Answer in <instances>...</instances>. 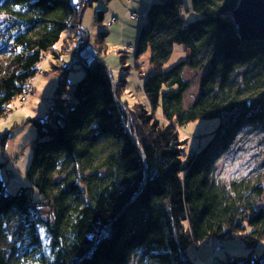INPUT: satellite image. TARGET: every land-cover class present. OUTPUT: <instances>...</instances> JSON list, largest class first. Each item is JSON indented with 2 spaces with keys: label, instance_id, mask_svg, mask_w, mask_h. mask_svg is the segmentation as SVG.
I'll return each instance as SVG.
<instances>
[{
  "label": "trees",
  "instance_id": "obj_1",
  "mask_svg": "<svg viewBox=\"0 0 264 264\" xmlns=\"http://www.w3.org/2000/svg\"><path fill=\"white\" fill-rule=\"evenodd\" d=\"M93 1L0 0V117L47 54L76 59L53 68L46 114L15 125L31 124L36 139L27 184L12 194L0 178V264H194L191 245L219 253L210 264H264L262 179L225 183L213 171L241 127L264 128V41L238 37V0H190L191 21L182 0L151 2L135 44L136 56L149 54L143 103L122 100L126 79L110 76L106 32L94 63L78 56L88 38L79 13ZM174 44L186 56L167 68ZM74 62L83 74L69 82ZM185 69L201 75L188 105ZM208 118L218 125L187 148L182 128ZM234 238L243 254L226 246Z\"/></svg>",
  "mask_w": 264,
  "mask_h": 264
},
{
  "label": "rangeland",
  "instance_id": "obj_2",
  "mask_svg": "<svg viewBox=\"0 0 264 264\" xmlns=\"http://www.w3.org/2000/svg\"><path fill=\"white\" fill-rule=\"evenodd\" d=\"M132 1L95 0L87 8L85 5L81 28L88 33L90 41L87 38V42L85 41L81 44L79 49H82L84 44L88 43L98 52L95 41H97L101 31L106 32L105 61L110 70L111 77L114 82H117L121 75L126 79L127 94L125 92V94H122V100L126 101L123 97L127 95L128 101L131 99L142 101L144 94L139 80L142 82L143 78L141 75H144L149 70V61H147L149 57L145 56L148 52L136 56V53L132 54L127 50L129 44H131L130 47L132 49L134 48L135 45L132 44H135L140 26L144 23L142 17L134 11L137 10L133 7L136 2H134L132 7L128 8L129 2ZM182 2L184 19L187 21L194 20L197 15L191 9L190 0H182ZM132 8V12L136 13L139 17L136 16L134 19L129 18ZM97 9L105 12L101 21L94 20V11ZM108 15L110 17L116 16L117 21L108 24L110 22L109 19L106 23L105 18ZM112 24L113 26L110 27ZM121 56H125L124 59ZM185 56L184 47L180 44H174L166 67L168 68L177 64ZM129 57L130 61L128 60ZM122 60L125 61V64H122ZM123 66L128 68L123 69ZM42 73L41 69L37 72V74ZM82 74L83 68L81 63L74 62L68 75L69 82H75L81 78ZM200 76L189 69L184 70V77L189 82V89L185 94V105H188L198 96ZM32 95L33 89L27 96V99L31 98ZM35 99V106H39L38 109H41L44 105V110L47 111V102L49 100L37 96ZM26 100L19 102L18 98L13 103L9 114L0 117V162L4 163L0 168V178L6 183L8 192L12 194L17 191L19 186L27 184L24 173L32 158V141L36 139V132L34 127L29 123L12 127V120L8 124L5 121L10 114L19 110L25 111L29 99ZM218 122V118L199 119L183 127L180 131L181 138L187 141V148H194L204 138L201 134L211 131L218 125ZM213 171L214 176L225 183L242 177H250L252 179L259 177L262 179L261 181L264 185V128L255 126L241 127L234 135L226 150L222 151L214 160ZM262 203H264V198ZM225 243L227 247L230 245L242 247V242L238 238L226 240ZM263 245L264 243L261 242L259 245L260 249L264 248ZM241 249L236 247L234 249L229 248L230 252L232 251L234 254H243ZM188 254L194 261V264H210L213 262L215 256L220 255L219 253H207L203 246L197 247L195 245L189 247Z\"/></svg>",
  "mask_w": 264,
  "mask_h": 264
},
{
  "label": "crops",
  "instance_id": "obj_3",
  "mask_svg": "<svg viewBox=\"0 0 264 264\" xmlns=\"http://www.w3.org/2000/svg\"><path fill=\"white\" fill-rule=\"evenodd\" d=\"M76 1L77 0H75V2ZM152 1L153 0H133L132 2H129L128 8L132 7L134 2H136V4L133 7H135L137 10H134V11L136 13H138L139 15H141L148 10ZM131 11H133V8ZM139 12H141V13H139ZM103 17H104V15H103ZM111 17H116V16H111ZM111 17L108 15L105 18L106 23ZM112 26H113V24L110 27H112ZM88 39L90 41L89 35H88ZM135 44H136V42H135ZM135 44H132V45H135ZM130 45L131 44H129V46ZM57 47L61 48L62 43H59ZM56 52H57L58 56L53 55L52 53H49V54H47L45 59L39 64V70L41 69L43 71V73L35 75L33 77V79L31 80V87L33 89V95L31 98H28L29 100L27 99L28 103H27V106L25 108V111L22 112V110H19V111H16V112L10 114L7 117V120L5 121L7 124L12 120V122H13L12 127H14L16 124L24 122L28 119L43 117L46 114V110H44V105L41 109H38L39 106L38 107L35 106L36 96L37 97H44L45 99L49 100V98H51L52 95L54 94V91H55L57 84H58V77L56 75V72L53 71V68L65 66L69 63H72L75 59V58L73 59L71 56L67 55L66 54L67 52L65 49H59ZM104 56H105V54H104ZM145 56L149 57L148 54H146ZM128 60L130 61V57L128 58ZM147 61H149V60H147ZM44 76H47V77H44ZM125 93L127 94L126 90H125ZM127 98H128L127 95H124L123 99L128 101ZM144 100L146 101L145 95H143L142 101L141 100H138V101L143 103ZM132 101H134V99H131L128 102L131 103ZM17 114H19V115H17ZM262 242L264 243V241H262ZM234 247L239 248V249L242 248L240 246H234V245L228 246V248H231V249H234Z\"/></svg>",
  "mask_w": 264,
  "mask_h": 264
},
{
  "label": "water",
  "instance_id": "obj_4",
  "mask_svg": "<svg viewBox=\"0 0 264 264\" xmlns=\"http://www.w3.org/2000/svg\"><path fill=\"white\" fill-rule=\"evenodd\" d=\"M84 11L85 5L80 10L79 23ZM231 19L242 41H264V0H238L231 12Z\"/></svg>",
  "mask_w": 264,
  "mask_h": 264
},
{
  "label": "built area",
  "instance_id": "obj_5",
  "mask_svg": "<svg viewBox=\"0 0 264 264\" xmlns=\"http://www.w3.org/2000/svg\"><path fill=\"white\" fill-rule=\"evenodd\" d=\"M136 16L139 17L136 13H134L132 11L129 13V18L134 19ZM140 16L142 17L143 20H145L147 14L146 13H143ZM109 21L110 22L108 24L115 23L117 21V18L116 17H111ZM127 50L129 52H131L132 54H134L135 53V50H136V45L134 46L133 49H132V47L129 46V48ZM97 55H98V52L96 51V49L92 45H90L88 43L87 44H84V47H82V49H79V51H78L79 58L86 65H91L92 63H94L96 61V59H97ZM141 76H144V75H141ZM31 92H32V87H28L27 89H25V91H23V93L19 97V102H24L27 99V96ZM8 114H9V112L6 115H8ZM205 242H203V243H205ZM216 249L217 250L223 249V245H221L220 243H218L217 246H216Z\"/></svg>",
  "mask_w": 264,
  "mask_h": 264
}]
</instances>
